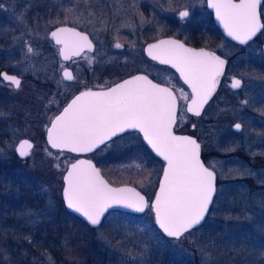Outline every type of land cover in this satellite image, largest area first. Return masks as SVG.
<instances>
[{"label":"rangeland","instance_id":"374dc122","mask_svg":"<svg viewBox=\"0 0 264 264\" xmlns=\"http://www.w3.org/2000/svg\"><path fill=\"white\" fill-rule=\"evenodd\" d=\"M17 1L5 0L1 5L7 17L4 24L11 28L1 36L6 43L0 42V64L16 73L21 84L17 89L0 80V126H5L1 132L7 133L0 146V251L6 249L3 255L0 252V264H11V256L26 257L29 252L34 255L26 259L33 263L40 259L43 264H81L76 260L83 257L78 249L86 251V247L75 233L85 236L88 250L95 243V250L104 254L109 264H195V256L197 264H217L240 243L236 241L237 232L245 220L249 222L243 223L249 228L247 239L264 238V105L253 113L246 106L259 94L264 95V76L247 70L240 71L243 85L236 97L243 98L239 106L231 109L230 120L210 137L199 131L208 165L217 179L207 218L195 231L185 233L179 240L165 237L156 228L149 207L141 215L112 212L101 227L90 228L67 213L59 201L66 154L48 148L43 129L53 108L72 93L75 85L66 84L60 76L64 64L48 37L49 31L57 25H68L89 35L95 50L70 61L76 70L96 63L113 65L115 68H107L108 78L118 79L147 65L152 74L172 82L168 70L147 64L138 55H142L148 33L163 28L160 23L153 25L155 16L161 21L158 9L162 11V5L177 18L179 8L195 7L199 0H27L21 7ZM30 8L39 11L43 19L39 14L28 19ZM118 43L122 47L117 48ZM29 47L32 52H28ZM245 57L264 61V51L254 41L240 56ZM124 61L127 62L122 66H116ZM176 90L183 126L185 90L180 85ZM5 92L10 94L11 104L3 99ZM237 121L241 128L233 131L231 125ZM21 137L35 143L26 159L18 158L14 152ZM218 143L224 147H218ZM96 156L101 158L98 164L106 174L111 160L118 164L119 170L108 174L115 182L127 179L131 182L121 183H130L147 198L151 196L162 166L149 156L136 133L110 140L96 151ZM32 237L39 243L41 238L55 239L60 244L48 241L44 247L48 250L37 251L29 243ZM54 246L57 250L51 253Z\"/></svg>","mask_w":264,"mask_h":264},{"label":"snow or ice","instance_id":"6c2138e0","mask_svg":"<svg viewBox=\"0 0 264 264\" xmlns=\"http://www.w3.org/2000/svg\"><path fill=\"white\" fill-rule=\"evenodd\" d=\"M207 2L215 9L227 34L240 43H247L264 28L258 12L261 0ZM188 17V11H179L182 21ZM51 35L57 44L63 45L60 54L65 59L69 53L79 55L92 47L87 36L74 29L57 28ZM115 46L122 47L119 43ZM32 51L29 47L28 52ZM148 55L179 70L191 88L187 111L200 115V109L208 102L224 72L225 60L214 52L188 48L177 40L150 44ZM64 76L68 80L74 78L67 71ZM0 77L17 89L20 87L17 76L0 73ZM231 87L241 88V79L233 77ZM182 98L187 100L188 94ZM176 123L177 97L173 92L153 84L145 76H134L107 91L81 92L51 121L47 142L55 149L86 152L126 129H138L151 148L167 161L164 179L151 207L163 233L179 240L205 219L216 192V175L201 162L200 144L194 138L174 134L172 129ZM234 127L239 130L241 125L237 123ZM32 147L29 140H21L16 150L25 157L30 155ZM64 181L67 207L81 213L91 225H99L114 205L137 212L149 207L135 188H112L91 161L77 160L71 164Z\"/></svg>","mask_w":264,"mask_h":264},{"label":"flooded vegetation","instance_id":"af4514ba","mask_svg":"<svg viewBox=\"0 0 264 264\" xmlns=\"http://www.w3.org/2000/svg\"><path fill=\"white\" fill-rule=\"evenodd\" d=\"M162 1H163L162 3H166L169 0H162ZM236 1H238V0H236ZM4 2H5V0H0V24H1L0 31L2 32V33H0L1 36L4 34L5 31H7L11 28L10 27L11 25L5 26V24H4V22L7 19L6 14L1 9V5ZM17 2H18V5L20 7L24 4H27V0H18ZM161 8H162V11H160L158 9V11L160 12L159 17H160L161 21H159V18H157V16H155L153 18V25L156 26V25H159V23H160L163 26V28L159 32L153 30L152 32L148 33L146 40L142 46V50H141L142 55H138V58H142L146 63L148 62L150 64H153V65H156L159 67H163L166 70H168L169 73L173 76L172 82L165 81V79L162 78L161 75L155 76V74H152L150 67L147 65H144L140 69L133 70V72H131L130 74H126L123 77H120V78L117 77L118 79L108 78L107 68L114 67L113 65L96 63L94 65H89V66L84 65L83 68L81 67L78 70H76L75 67H72L69 65L70 61L72 63L74 60L80 59L81 56H83V54L92 53L95 50V46H94L91 38L89 37V35L83 31H81L78 28L77 29L79 31H81L82 33H84L88 36L89 40L91 41L92 47H93L92 51H89L88 48H85L83 51H81L79 53V55H72L71 54L70 58L65 61V60H62L60 58L59 45L54 44L51 41L57 47V55H58L59 60L64 64V66L60 70V76L62 77V79L64 80V82L66 84L73 82L75 87H74V90L72 91V93L70 92V94H68L64 99H61L60 103L55 107V109L53 108L54 112L49 117V120H48L47 124H45L44 129H43L44 141H45L46 127L48 126V124L50 123L52 118L60 112V110L63 108V106L70 100V98L75 93H77L83 89H88V88L89 89H100V88L108 87L109 85L117 82L118 80H120L126 76H129L131 74L137 73V72H142V73L148 75L153 80L170 86L176 93V96L178 99V113H179V110H180L179 109V95L177 93L176 86L180 85L185 90V94H188L187 100H189L191 98L190 88L180 80L177 73L170 66H168L166 64H161V63L157 62L156 60L147 57L144 53V46L146 44L154 42L160 38L173 37V38L181 41L183 44H185L189 47H192L194 49L203 48V49H206L210 52H214L217 56H220L221 59H224L226 62L225 66H224V72L219 77V82L216 86V89L212 93L211 97L208 99V102L206 104H204L200 115H193V114L188 113L186 111V108H185L187 100L184 99L182 112L185 115V118H186L185 121L186 122L183 126H181V123L178 120V114H177V123L175 124V128H174V130L176 132L188 133V134H191V135L196 137L197 141L200 144L201 157H202L203 161L205 162V164L207 166H209L206 153L203 151L204 150V142H203L204 140L201 139V137L199 135V131H201L202 133L209 134V137H210V136H212L213 131H216V128H219L223 122L230 120L231 109L239 106L240 100H242V98H243L242 95H239L238 98L236 97V94H238V92L241 90L242 87L238 88V89H234L231 87L233 77L241 79L242 85H243V80L240 77V73H241L240 71L241 70H247L250 73H253V74L258 73V74L264 76V61L261 58L260 59H250L248 57H245V59L240 58V56L243 53H245V50L248 49L250 47V44L253 43L254 41L257 42L258 47L264 51V35H263L264 28H262L247 43L239 44V43H236V42L230 40L229 38H227L223 34L222 30L220 29V27L215 22L213 10L211 9V7H209L207 0H199V4L195 7L186 6V7L179 8L178 12H177V14H178L177 18L175 17L174 14L168 12V8L165 6V4L162 5ZM30 9L32 10V8H30ZM185 10L189 12V17L186 20L182 21L179 18V11H185ZM153 12H155V11L153 10ZM28 13H29V15L25 14V16L27 15V18L28 17L30 18V15H38L39 14L40 19H43V15L39 11H36V10L34 12L28 11ZM33 13H37V14H33ZM259 13H260L261 22H262V24H264V0H261V6H259ZM126 62L127 61H124L120 65H116V66L117 67L122 66ZM4 66H6V65H4ZM6 67H8V66H6ZM64 70L69 71V73H71V75L74 78L72 80H67L63 75ZM2 72L7 73V74H15L20 79V77L16 73H13L11 70L6 71L5 69H0V73H2ZM0 80H2L4 84H8V85H11L13 87V85L10 82L3 80L2 77H0ZM9 96H10V94L5 92L3 94V97H4L3 99L11 104V102H10L11 99H9ZM0 99H2V97ZM10 104H8V106H7V108L9 107V109L11 108V106H9ZM263 105H264V95H262V94H259L257 98H255L254 100L251 101V103L246 104L248 111L251 113L256 111V109L261 108ZM237 123H239L241 125V123L238 121L234 122L231 125V128L233 131H238V130L233 129L234 125ZM178 128H183V129L180 130ZM185 128H188V129L186 130ZM197 128H199V130ZM200 128H202V129H200ZM126 133H128V132H126ZM133 133H136L140 137V135L137 132H133ZM118 136H120V135H118ZM118 136H116V137H118ZM116 137H114V138H116ZM21 138H27V139L31 140L28 137H21ZM114 138H112V139H114ZM31 141H32L33 147H34L35 143L33 140H31ZM106 143H104V144H106ZM45 144L47 145L46 141H45ZM212 144L216 145L215 143H212ZM103 145H101V146H103ZM220 146H221V144L218 143V147H220ZM33 147H32V149H33ZM100 147L97 148L96 150H94L93 152L86 154L85 156L94 161L95 165L100 169L102 175L107 179V181L109 183H111L113 185L120 184L119 182H115L112 179V177L108 176V174L116 173L119 170L118 164H116V162H114L115 160H111L109 165L107 164V166L109 168L108 169L109 172H107L108 174L104 173L103 170L101 169V167L99 166L98 161H100L101 158L96 156V151L98 149H100ZM48 148H50V147L48 146ZM32 149H31V151H32ZM51 150L66 154V158H65L66 160L64 158H62V160H65V161H63L65 164V168H66L68 163H70L73 160H75L76 158L80 157V155H76V154H73V153L68 152V151L54 150V149H51ZM31 151H30V154H31ZM26 158H23V159H26ZM162 164H163V162L161 163V166H162ZM62 176H63V173H62L61 178H60L61 186H60V192H59L60 193L59 201H60L63 209L67 213H69L71 216L77 218L79 221L83 222L86 226L90 227L79 216L75 215L74 213L68 211L65 208L63 200H62V196H61V191H62V187H63ZM156 185H157V182H156ZM155 190H156V187L153 190V193L151 194V196L149 198H147L149 208H150V201H151V199L155 193ZM112 212H123V211H120V210L108 211L105 214V216L103 217L101 223L97 227H101V225L104 222V219H106V216H108V214H110ZM123 213H126V212H123ZM128 214H131V213H128ZM139 215H141V214H139ZM90 228H96V227H90ZM19 239H21V238H19ZM24 239H26V238H24ZM30 240L31 241L29 243H32L33 245H35L34 247L37 248V251L38 250H44V251L48 250V249L44 248V247H47L45 245L48 241L53 242V243H51L53 245L60 244L55 239H53V240L48 239L45 241V239L40 238L41 243L35 241V239L33 237ZM39 245H41V246L39 247ZM34 247H32L33 250H35ZM54 247H55V249L52 250L51 253H53V251L57 250V247L56 246H54ZM31 255L33 257L34 254L31 253ZM36 257H35V259H36ZM38 261H40L39 264L44 263L40 259Z\"/></svg>","mask_w":264,"mask_h":264},{"label":"water","instance_id":"95a60500","mask_svg":"<svg viewBox=\"0 0 264 264\" xmlns=\"http://www.w3.org/2000/svg\"><path fill=\"white\" fill-rule=\"evenodd\" d=\"M236 2H239V0L236 1ZM211 9L213 10V13H214L215 22H216V24L220 27V29L222 30L223 34H224L227 38H229L230 40H232V41H234V42H236V43H239V44H245V43H240L238 40L233 39L231 36H229V35L227 34V32H226V30L224 29L222 23L218 20V18H217V16H216L215 9H213V8H211ZM258 12H259V7H258ZM260 22H261V19H260ZM261 23H262V22H261ZM57 28L74 29L76 32L82 33V32L79 31L76 27H72V26L70 27V26H67V25H58V26L52 28V29L49 31V33H48V37H49V39H50L54 44H57V43H56L55 39L52 37L51 33L54 32V31H56ZM258 32H259V31H258ZM258 32H257V33H258ZM257 33H256V34H257ZM82 34H84V33H82ZM84 35H86V34H84ZM86 36H87V35H86ZM253 37H254V36H253ZM253 37H252V38H253ZM87 38H88V36H87ZM252 38H251V39H252ZM88 40H89V38H88ZM160 40H177V39H175V38H173V37H164V38H160V39H158V40H156V41H154V42H151V43L146 44V45L144 46V53H145V55H146L147 57L152 58L151 56L148 55V46H149L150 44H156V43H158ZM89 41H90V40H89ZM177 41H179V40H177ZM180 42H181V41H180ZM181 43H182V42H181ZM57 45H59V55H60V58H61L62 60H65V61L68 60V59L70 58V56H71V53H69V58H68V59H65V58L60 54V49L63 47V45H60V44H57ZM184 45H185V44H184ZM185 46L188 47V48H192V47H189V46H187V45H185ZM88 49H89V51H92V50H93V47L88 48ZM193 49H194V48H193ZM197 50H198V49H197ZM205 50H206V49H205ZM206 51H208V50H206ZM209 52H210V51H209ZM152 59H153V58H152ZM156 61L159 62V63H161L159 60H156ZM161 64H163V63H161ZM166 65L170 66V67H171V68L177 73V75H178V77L180 78V80H181L185 85H187V86L190 88V86H189L187 83H185L183 77L180 75V72H179V70H178L177 68L173 67L171 64H166ZM65 71H66V70L63 71V75H64ZM67 72H69V71H67ZM2 73H4V72H2ZM8 75H10V76H16L15 74H8ZM134 76H145V77H147V79L150 80L153 84H157V85H159L160 87L169 88V89L173 92V94L176 96L175 91H174L170 86H168V85H166V84H163V83H159V82L153 80V79L150 78L148 75H146V74H144V73H142V72H137V73L131 74V75H129V76H126V77H124V78L118 80L117 82H115V83L109 85L108 87L100 88V89H90V90H92V91H94V92L107 91L109 88H111V87H115L116 84H120V83H122V82L125 81V80H129V79H131V78L134 77ZM64 77H65V76H64ZM65 78H66V77H65ZM66 79H67V78H66ZM67 80H68V79H67ZM13 87L16 88L14 85H13ZM87 90H89V88H88V89H83V90H81V91L75 93V94L70 98V100H69V101L63 106V108L60 110V112H59L58 114H56L55 116L59 115V114L63 111V109H64L65 107H67V105H68V104H69V103H70V102H71L76 96H78L81 92H84V91H87ZM190 90H191V88H190ZM176 97H177V96H176ZM190 101H191V98H190L189 100H187V102H186V107H185V108H186V111H187V107H188V104L190 103ZM201 111H202V109H200V113H201ZM187 112H188V111H187ZM188 113L195 115V114L192 113V112H188ZM177 114H178V99H177ZM55 116L52 118V120L55 118ZM52 120H51V121H52ZM51 121H50V123L48 124V126L46 127V130H45V141H46L47 145H48L51 149H54V150H63V151L71 152V153L76 154V155H80V157H78V158H76L75 160H73L72 162L68 163L67 166H66V168H65V170H64V172H63V176H62L63 187H62V191H61V196H62V200H63L64 206H65V208H66L68 211H70V212L74 213L75 215L79 216V217H80L85 223H87L90 227H97L98 225H91V224L87 221V219H86L81 213H78V212H76L74 209H70V208L67 207V203H66V201H65V198H64V195H63V191H64V187H65L64 176L67 175V170H68V168L70 167L71 164L76 163L77 160L91 161L92 164H93V165L99 170V174H100V176H101V177H102V178H103V179H104V180H105V181H106V182H107L112 188H122V187L135 188L136 191L139 192L140 195L143 196V197L145 198V200L148 202V200H147V196H146V195H145V194H144L139 188H137L136 186H134V185H132V184H130V183H120V184H117V185H113V184L109 183V182L107 181V179L102 175L100 169L95 165L94 161H93L92 159H90V158H88V157L85 156L86 154L93 152L94 150H96L97 148H99L101 145H103L104 143L108 142L109 140H111L112 138H114V137H116V136H118V135H121V134L126 133V132H137V133H139V135H140V137H141L143 143L146 145V147L151 151V153H152L155 157L159 158V159L163 162V164H162V168H161V172H160L159 177H158V179H157L156 190H155V193H154V195H153V197H152V199H151V201H150V210H151V212H152V215H153V221H154V224H155L156 228L161 232V234H163L165 237H167V236L163 233V231L159 228V225H158L157 222H156L155 211H154V209L151 207V205L154 203V201H155V199H156L157 194L159 193V190H160V184H161V182H162L163 179H164V170H165V168L167 167V161H165L164 158H163L162 156H160V155H159L154 149L151 148V146H150V145L147 143V141L144 139L143 133L140 132L138 129H126L125 131L118 133L116 136H112L111 139L106 140L103 144H98V145H96L91 151H86V152H72V151H69L68 149H55V148H52L51 145L48 144V142H47V128H48V127H51ZM174 128H175V125L173 126V129H172L175 135H178V136H191L192 138H194V139L197 141V139H196L195 136H193V135H191V134H188V133H180V132H176V131L174 130ZM233 129H234V130H238V129H236L235 127H234ZM21 140H29V139H27V138H21V139H19V140L16 142L15 146H14V151H15L16 155H17L19 158L23 159V158L28 157L29 155H28V156H25V157H21V156L19 155V153L17 152L16 149H17V147H18V145H19V143H20ZM29 141H30L31 144L33 145L32 141H31V140H29ZM197 143H199V142L197 141ZM200 160H201V162L204 164L205 167H209V166H207V165L205 164V162L203 161V159H202V157H201V148H200ZM209 168H210V170H212V171L215 173V175H216V172H215L211 167H209ZM216 179H217V176H216ZM216 179H215V187H216ZM215 193H216V192H215ZM215 193H214V195H215ZM214 195H213V198H214ZM212 201H213V199H212ZM211 205H212V203L209 205L208 211H207V213L205 214V219L201 222L200 225L195 226L193 229L198 228L199 226H201V225L204 223V221H205L206 218H207V215H208V212H209V210H210ZM146 209H147V207L145 208V210H146ZM110 210H120V211H123V212H126V213H131V214H136V215H139V214H142V213L145 212V210H144L143 212H137V211H135V210H133V209L126 208V207H123V206H120V205H114L113 207H111V208L108 209V211H110ZM108 211H107V212H108ZM107 212H106V213H107ZM106 213H105V214H106ZM104 216H105V215H104ZM104 216H103V217H104ZM103 217L101 218V221H102ZM193 229H191V230H193ZM191 230H190V231H191ZM186 233H187V232H186ZM184 234H185V233H184ZM167 238H171V237H167Z\"/></svg>","mask_w":264,"mask_h":264},{"label":"trees","instance_id":"16d2710c","mask_svg":"<svg viewBox=\"0 0 264 264\" xmlns=\"http://www.w3.org/2000/svg\"><path fill=\"white\" fill-rule=\"evenodd\" d=\"M34 11H35V9H32L29 12H34ZM0 33H2V32L0 31ZM2 41H3V45H4L6 42H4V38H1V35H0V42H2ZM0 63H2V62L0 61ZM0 69H5L6 71H9V68L4 66L3 64H0ZM178 120H179V115H178ZM4 127L5 126H0V146L5 142L6 137H7L6 132L5 133H2L4 131L1 132L2 129L4 130ZM141 141H142V139H141ZM142 144H143L144 148L147 150V152L149 153V156L161 164L162 161L160 159H158L157 157H155L150 152V150L145 146L143 141H142ZM221 147H224V145L221 144ZM263 163H264V161L262 162V164ZM263 166H264V164H263ZM0 169H2V166H0ZM142 178H144V177H142ZM121 182H131V181L126 179V180L121 181ZM121 182H119V183H121ZM22 192H24L23 189H22ZM243 223H246V225H249V222L247 220L240 222L239 230L237 232V240H236V241L239 240L240 243L237 244L236 246H234V248H235L234 250L227 251V253L224 255V259H221V261L218 262L217 264H264V254H263L264 238H261V240H255L254 239L253 241H251V239H247V237H249V235H248L249 228H246V225H243ZM196 229L197 228H195V229H193L187 233L188 234L192 233ZM80 233L83 234L82 232H80ZM75 234L77 235L76 237L80 238V240H81L79 243L83 244L82 242H84L83 246L86 247V251H84L82 248L78 249L81 252L80 255L83 257L81 259L75 258L76 260L81 262V264H109V262L106 260V258L104 256V254H101L98 250H95V247L97 246L95 243H92L91 246L93 248H90L88 250V248H87L88 243H87V240L85 239V236L79 235L78 233H75ZM5 250L6 249H4L3 251H0L1 255L4 254ZM95 253H98L99 256ZM29 255H31V252L27 253L26 257H20L18 255H13V258H12V256L10 258L11 259L10 262H11V264H39L40 263V261H35L37 263H33V262L28 261V259H26V258H29ZM18 257H20V259L22 261L21 263H19L17 261ZM195 257L196 258L194 260V263L197 264L198 258H197V256H195ZM31 258H32V255H31ZM3 259H5V258H3Z\"/></svg>","mask_w":264,"mask_h":264}]
</instances>
